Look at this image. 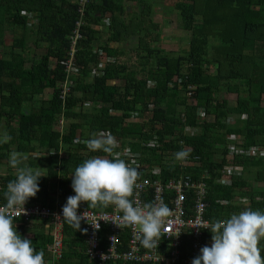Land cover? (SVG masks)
<instances>
[{
  "label": "trees",
  "instance_id": "1",
  "mask_svg": "<svg viewBox=\"0 0 264 264\" xmlns=\"http://www.w3.org/2000/svg\"><path fill=\"white\" fill-rule=\"evenodd\" d=\"M159 1L87 0L80 17L78 0H0V129L1 137H12L0 144V166L17 151L27 156L26 166L44 175L25 205H64L75 194V168L106 155L91 152L83 141L111 132L121 148L128 145L139 154L141 165L160 168L156 175L140 174V180L167 181L186 173L204 180L211 223L246 207L264 212V187H257L264 183V0H174L167 6ZM157 6L180 19L189 38L183 54L157 45L169 22L154 21ZM79 19L81 37L67 68ZM27 38L42 52L29 56ZM101 61V73L92 74ZM150 140L155 146L145 145ZM185 149L186 165L174 155ZM225 166L240 170L223 172ZM223 176L230 182L222 183ZM13 179L14 168L0 171L4 203ZM111 206L80 202L78 210ZM14 224L35 249L44 250L46 264H151L90 257L82 221L77 230L63 222L61 255L48 258L51 228L20 217ZM106 235L102 230L104 249ZM189 243L184 236L183 249ZM205 245L211 246L210 229L204 231ZM259 246L264 256V239Z\"/></svg>",
  "mask_w": 264,
  "mask_h": 264
},
{
  "label": "clouds",
  "instance_id": "2",
  "mask_svg": "<svg viewBox=\"0 0 264 264\" xmlns=\"http://www.w3.org/2000/svg\"><path fill=\"white\" fill-rule=\"evenodd\" d=\"M11 139L5 132L0 137V144ZM83 143L91 152L102 151L106 155L92 156L75 168L70 176L75 194L68 196L62 206L64 220L77 230L82 219L88 220L87 210L77 214L80 202H87L93 208L114 205L122 213L118 217L119 224L107 216L91 224L98 229V220L103 219L120 228H133L135 239L143 247L157 249L171 209L162 199L143 205L132 199L140 176L139 166L134 159L127 162L122 158L123 153L116 151L119 144L111 132L93 133ZM150 143L154 145L155 141ZM189 154L190 149H185L174 155L176 160L182 161ZM25 159L17 151H12L9 156V164L15 169V179L8 182L4 193L6 203L0 206V264H46L44 250L35 249L32 240L22 237L14 224L15 218L26 212L24 205L28 199L35 197L40 190L38 179L44 176L24 165ZM243 200L247 202V198ZM194 227L210 229L211 246L201 247L200 254L192 259L191 264H264L259 246L264 239V212L246 207L229 218L212 223L201 222Z\"/></svg>",
  "mask_w": 264,
  "mask_h": 264
},
{
  "label": "built area",
  "instance_id": "3",
  "mask_svg": "<svg viewBox=\"0 0 264 264\" xmlns=\"http://www.w3.org/2000/svg\"><path fill=\"white\" fill-rule=\"evenodd\" d=\"M87 0H78L80 17L83 16L84 4ZM81 19L76 21V26L70 36V53L67 62V68L71 67L72 59L76 51V44L81 37L79 27L81 26ZM111 61V58H107ZM104 62H100L97 68L92 69V74L101 73V69L104 67ZM148 85L152 86L153 81H148ZM203 114L202 111L199 112ZM60 122H62L60 120ZM155 140H150L145 145L148 147L155 146L156 142L151 144ZM118 142V141H117ZM119 147L116 151L123 153L122 158L131 161L134 159L139 166L140 174H159L160 168L157 166L147 167L141 165L138 160L139 154L131 151L128 145L121 148V143L118 142ZM234 153V148H230L229 154ZM188 157L181 163L186 165ZM231 167L225 166L224 171L238 172L239 166L233 167L235 170H231ZM222 183H229L230 179L222 177L220 179ZM206 183L204 180H194L189 174L181 175L177 178H172L167 181L159 179L152 182L148 178H140L137 181V187L134 191V199L137 203L143 205L149 202H159L161 199L171 209V215L167 218L165 226L162 228V236L158 243L157 249H147L143 247L139 241L135 239V231L130 227H118L111 221L98 220L99 228L96 229L91 223L101 217H111L117 224L120 223L118 217L122 216L114 205L111 209H90L84 208L77 210V214L80 215L86 212L88 220L82 219L84 223L83 231L85 235L86 253L92 258H98L100 262H104L109 259H122L124 261H140L150 262L151 264H191L193 258L198 256L199 250L203 247V236L206 228L194 227L199 223H211L206 217ZM190 201V203L188 202ZM1 193L0 185V206L4 205ZM62 204L56 202L54 207L50 205H42L34 203L30 205H24L26 210L16 218H22L23 221H41L44 224V230L47 231L51 228L52 243L49 246V253L51 256L58 258L62 251L63 240V222L62 217ZM107 231L105 240L107 246L104 249L100 245V233L102 230ZM179 233V234H178ZM178 234V235H177ZM184 236L190 238V243L183 249L182 243ZM182 250L184 251L181 255ZM185 255V256H184Z\"/></svg>",
  "mask_w": 264,
  "mask_h": 264
},
{
  "label": "rangeland",
  "instance_id": "4",
  "mask_svg": "<svg viewBox=\"0 0 264 264\" xmlns=\"http://www.w3.org/2000/svg\"><path fill=\"white\" fill-rule=\"evenodd\" d=\"M159 1V0H158ZM174 0H160L161 5L167 6L171 4V2ZM153 19L155 22H160L162 20H168L167 24L163 26L164 28L162 29V37L160 41L158 42L157 45L161 46V48L165 50H170L175 54H183L185 52V49L187 48L189 38L186 36V34L183 33L182 27H181V21L177 17L176 13L174 10H170L168 13H162V10L160 8L155 7L154 12H153ZM166 18V19H164ZM6 39L8 42L11 40V35L8 34L6 36ZM32 38H27V49L29 52V56H32L33 54H38L37 52L41 53L42 50H38L37 47H33L31 44ZM136 43V40L133 39L130 41V45H134ZM249 44V43H248ZM231 97V102L233 103L234 98ZM130 120H134V118H131ZM4 131V128L0 129V137L2 135L1 132ZM61 155L65 154L63 152H60ZM26 158L27 156L23 154ZM24 165L26 164V159L24 160ZM8 167H11L10 164H6L3 166H0V171L5 172ZM13 168V167H11ZM264 187V183H259L257 184V187Z\"/></svg>",
  "mask_w": 264,
  "mask_h": 264
},
{
  "label": "crops",
  "instance_id": "5",
  "mask_svg": "<svg viewBox=\"0 0 264 264\" xmlns=\"http://www.w3.org/2000/svg\"><path fill=\"white\" fill-rule=\"evenodd\" d=\"M47 255H48V258H52L53 256H51V254L49 253V250H47ZM55 258V257H54Z\"/></svg>",
  "mask_w": 264,
  "mask_h": 264
}]
</instances>
